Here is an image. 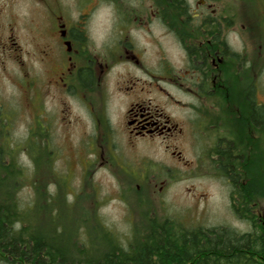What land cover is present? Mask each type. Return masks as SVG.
Wrapping results in <instances>:
<instances>
[{
	"label": "flooded vegetation",
	"instance_id": "obj_1",
	"mask_svg": "<svg viewBox=\"0 0 264 264\" xmlns=\"http://www.w3.org/2000/svg\"><path fill=\"white\" fill-rule=\"evenodd\" d=\"M127 1L0 0V65L3 58L22 51L16 12L31 5L27 33L33 65L22 76V92L30 114L41 117L50 113L41 97L46 87L74 97L82 113L76 118L75 146L89 150L82 175L92 174L95 167L121 172L130 165L116 154L124 146L158 147L177 170L194 172L199 165L213 169L233 222L167 226L217 232L208 241L230 246L221 251L220 264H264V100H259L258 89L264 75V32L259 36L254 28L242 30L251 22L244 7L264 0H136L134 10L127 9ZM231 6L237 8L234 14L228 13ZM105 7L110 8L106 17L113 30L106 43L110 47L105 45L109 49L103 52L91 39L94 21ZM162 7L177 14L170 17ZM154 24L175 44L182 73L161 54L162 44L151 30L137 32ZM143 39L154 42L159 53L149 55ZM120 63L127 66L126 75L111 78ZM31 89L36 90L34 97ZM114 99L121 104L120 113L114 111ZM44 121L51 123L50 117ZM61 123L67 140L68 122L62 118ZM180 146L189 147V158ZM149 159L138 158L137 171L148 185L160 183L152 193H163L183 180L181 172L172 174L168 165ZM259 245L262 250H257ZM210 253L184 264H203L200 259Z\"/></svg>",
	"mask_w": 264,
	"mask_h": 264
},
{
	"label": "rangeland",
	"instance_id": "obj_2",
	"mask_svg": "<svg viewBox=\"0 0 264 264\" xmlns=\"http://www.w3.org/2000/svg\"><path fill=\"white\" fill-rule=\"evenodd\" d=\"M126 4L127 9L131 10L138 5L136 0L127 1ZM32 9L33 7L27 4L23 5V8L18 7L16 14L22 24L17 28L20 37L18 41L22 51L18 55L12 54L11 58H3L0 65V151L5 165L15 164L17 172L15 177L18 183L12 192L15 193L19 205L31 212L32 217L42 225L46 223L49 225L53 217L65 219L62 221L63 224L70 225L69 229L72 232L76 227H81L78 226L80 222L86 228L102 224L125 242L144 231L148 226L149 216L187 225L203 222L207 226H216L221 222H233L232 216L228 213L229 205L225 191L214 177L216 174L213 169L208 170L206 166L199 165L194 172L184 167L177 170L169 160L164 159L158 147L141 146L138 149H130L124 146L115 152L121 158L122 155L125 156L124 163L130 164L124 165L121 172L118 169L103 171L95 167L92 174L82 175V164L87 159L89 150L84 146H75L79 138L76 118L82 113L74 97L69 95L65 97L56 88L46 87L41 97L46 111L50 113L41 117L38 114L36 116L30 114L26 93L22 92L25 89L22 85L24 83L21 82L22 76L26 74L27 68L33 65L28 55L27 33L29 29L27 18L32 14ZM162 10L170 17L174 13L177 14L170 8L162 7ZM229 10L230 14L237 12L236 7L231 6ZM243 14L251 22L244 23L242 30L251 31L254 28L261 36L264 32V4L248 3ZM107 15H111L109 7L98 12V17L94 21L95 38L91 39L93 44L99 46L96 47L98 51L103 49V52L110 47L106 43L110 40L109 32L113 30ZM252 16L254 18H251ZM156 25L141 28L137 32L151 30L162 44L161 54L168 55L178 71H184V65L177 59L178 50L175 44L171 43L170 37L163 35L165 29ZM142 42L148 43L144 47L149 55L159 53L154 42L144 39ZM262 52L264 54V50ZM127 71V66L120 63L113 68L110 77L119 78L126 75ZM258 89L259 100H264V75ZM30 93L32 97L37 94L35 89H31ZM174 93L182 97V94L175 91ZM61 99L65 100L66 105L62 104ZM114 101L116 104L114 111L120 113L121 104L118 99ZM37 108L41 110L42 105H37ZM49 117L51 123L47 124L45 121L49 120ZM62 118L68 122L67 140L63 135ZM181 147L186 158H189V147ZM145 157L150 158L149 161L156 159L159 163L168 165L172 169V174L181 172L183 180L171 183L163 193H152L151 190L159 189L160 183L157 186L155 183L148 185V182L140 180L141 176L137 171L141 162L138 158ZM6 175L9 174L4 171L0 178L4 180L13 177L12 174ZM0 184L2 191L7 190L1 181ZM139 185L140 189L137 188Z\"/></svg>",
	"mask_w": 264,
	"mask_h": 264
},
{
	"label": "trees",
	"instance_id": "obj_3",
	"mask_svg": "<svg viewBox=\"0 0 264 264\" xmlns=\"http://www.w3.org/2000/svg\"><path fill=\"white\" fill-rule=\"evenodd\" d=\"M2 155L0 151V174L6 171L13 177L0 178L2 186L7 187L5 191L0 189V264H184L207 252L213 253L199 262L220 264L221 251L230 248L227 244L208 241L217 234L215 231L168 227L172 223L170 219L162 221L152 216L147 222L156 226L146 227L127 242L102 224L86 228L80 222L81 227L72 232L70 225L63 224L65 219L53 217L49 225H42L19 205L12 192L18 183L15 164L5 165ZM203 240L207 242H199ZM262 248L259 245L257 250Z\"/></svg>",
	"mask_w": 264,
	"mask_h": 264
}]
</instances>
